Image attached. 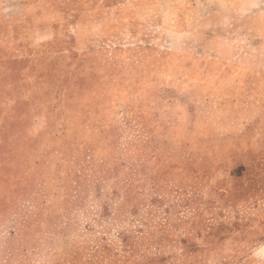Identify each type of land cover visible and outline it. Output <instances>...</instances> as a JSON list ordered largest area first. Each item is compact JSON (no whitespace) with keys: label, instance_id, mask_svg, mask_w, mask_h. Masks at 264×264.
<instances>
[{"label":"rangeland","instance_id":"rangeland-1","mask_svg":"<svg viewBox=\"0 0 264 264\" xmlns=\"http://www.w3.org/2000/svg\"><path fill=\"white\" fill-rule=\"evenodd\" d=\"M30 1L0 10V264H264V16Z\"/></svg>","mask_w":264,"mask_h":264},{"label":"crops","instance_id":"crops-1","mask_svg":"<svg viewBox=\"0 0 264 264\" xmlns=\"http://www.w3.org/2000/svg\"><path fill=\"white\" fill-rule=\"evenodd\" d=\"M40 1V0H39ZM190 2H196V1H209V0H187ZM230 5L231 8V15H234L235 17H241L244 18V28H248V20L249 17H253L254 15H262L264 16V0H213ZM259 1V7L257 8H250L246 5V3L250 2H257ZM32 2L30 0H0V10L4 14L5 18L13 19L17 16H26L32 14ZM194 5V3H192ZM194 8V7H193ZM15 11V12H13ZM263 27L260 29L259 32L262 33L263 39H264V21H262Z\"/></svg>","mask_w":264,"mask_h":264},{"label":"trees","instance_id":"trees-1","mask_svg":"<svg viewBox=\"0 0 264 264\" xmlns=\"http://www.w3.org/2000/svg\"><path fill=\"white\" fill-rule=\"evenodd\" d=\"M6 206H7V205L3 206V208H5ZM3 210H5V209H3ZM126 244H128V243L126 242ZM154 260H155V259H154ZM154 260H152V261H154ZM162 260H163L162 258H159V261H160V262H162Z\"/></svg>","mask_w":264,"mask_h":264}]
</instances>
